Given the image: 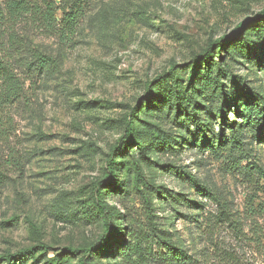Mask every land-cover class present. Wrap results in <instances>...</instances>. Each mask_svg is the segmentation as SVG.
Returning a JSON list of instances; mask_svg holds the SVG:
<instances>
[{
    "label": "rangeland",
    "instance_id": "rangeland-1",
    "mask_svg": "<svg viewBox=\"0 0 264 264\" xmlns=\"http://www.w3.org/2000/svg\"><path fill=\"white\" fill-rule=\"evenodd\" d=\"M263 10L264 0H87L69 45L33 34L30 45L59 67L27 76L16 66L28 82L0 132V264L23 249L32 252L12 264H79L68 248L92 250V264H264V139L245 110L256 104L250 91L264 93V35L256 55L235 46L225 55L222 89L202 86L189 103L169 92L135 121L147 150L134 146L115 163L120 190L102 188L124 232L111 241L116 254L93 249L105 235L95 188L148 87L172 86L177 66L179 91H188L196 56L238 28L264 31V21L253 24ZM234 133L242 147L231 143ZM202 135L214 143L201 147ZM171 246L191 261H177Z\"/></svg>",
    "mask_w": 264,
    "mask_h": 264
},
{
    "label": "trees",
    "instance_id": "trees-1",
    "mask_svg": "<svg viewBox=\"0 0 264 264\" xmlns=\"http://www.w3.org/2000/svg\"><path fill=\"white\" fill-rule=\"evenodd\" d=\"M86 5L87 0H59V3L57 0H0V132H7V127L12 122V109L16 103L25 98L27 91L26 83L28 79L19 74L16 66H24L27 76L42 70L53 73L59 67L57 57H53L41 51L38 47L30 45L33 43L32 35L56 37L60 44L69 45L77 33ZM255 20L253 24L264 21V10L256 15ZM250 26H246L247 30L238 28L231 35L222 36L217 41H213L201 55L196 56L191 65L193 75L188 83V91H179L181 74L178 72L177 66H175L170 73V76H173V85L163 88L162 82L159 80L154 87L149 86L144 103H139L131 111L130 118H128L125 125L124 134L112 151L109 163L112 170L109 172V177L100 181L95 188L96 208L104 219L105 235L97 247H93V249L102 250L107 248L105 253L116 254L115 243H111V241L117 236L118 231L124 232L121 227L114 226V222H118L119 226H121L122 214L116 208H111L108 205L106 199H108L109 194L103 192L102 188L105 186L104 189H107L108 192L112 191L111 193H116V191L120 190L121 181L117 178L118 172L116 169L113 170L115 163L123 157L122 155L126 151L133 150L134 146L141 151L147 150L142 138L136 135L135 121L139 120L140 117L149 115V113L151 114L162 95L169 92L176 91L177 102L189 103V101L187 102L188 94L191 92L195 94L191 96L192 101L196 98V92H201L202 86L208 87L214 83L215 90L222 89L224 86L223 78L227 72L224 65L225 55L232 50V47L235 46L234 51L236 50V52L241 54L246 50L245 55L242 56H247L248 58L258 53L259 39H261V35H264V31H262L260 25H257L253 30ZM29 34L31 35L29 36ZM242 34L247 35L246 44L244 45L241 44ZM253 35L256 38H253ZM202 68L205 69L203 77L199 76ZM214 71H216L215 75H213ZM249 100L254 101L256 104L245 108L247 112L246 118L249 120L258 119L256 126L260 128L261 138L264 139V93L259 95L255 91H250ZM227 112L228 107L226 106H222L218 110L219 118L222 119V127L225 125ZM233 125H235V122ZM224 138L225 133L222 131L218 134V146L222 145ZM200 140L201 147L208 145V143H214L204 135L200 137ZM231 143L235 147L243 146L242 140L236 133L231 137ZM164 168H170L171 171L173 170L181 175L185 174L178 167L164 166ZM2 175L3 172L0 170V177ZM203 191L208 194L209 199L220 206L218 196L210 188L204 187ZM167 250H171L170 253L177 261L183 263L191 261L180 248L171 246L167 247ZM65 251L76 256L81 254L79 264H92L90 262L93 255L92 250L81 251L68 248ZM31 252L32 249H23L17 253L6 255L4 260L8 264H12L14 260L29 256Z\"/></svg>",
    "mask_w": 264,
    "mask_h": 264
}]
</instances>
